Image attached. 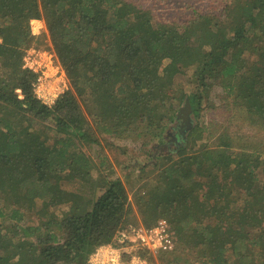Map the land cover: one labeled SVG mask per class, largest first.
I'll return each instance as SVG.
<instances>
[{
    "label": "trees",
    "instance_id": "1",
    "mask_svg": "<svg viewBox=\"0 0 264 264\" xmlns=\"http://www.w3.org/2000/svg\"><path fill=\"white\" fill-rule=\"evenodd\" d=\"M224 11V24L198 15L182 30L157 27L127 0H0V264H87L134 208L122 179L95 177L83 147L157 143L185 102L198 123L168 147V162L135 165L143 224L175 225L164 264H264V156L247 145L232 152L231 133L214 144L201 116L221 85L239 118L264 131V0H227ZM33 20L46 35L33 34ZM31 48L54 50L70 80L52 107L23 68ZM74 180L75 191L62 184Z\"/></svg>",
    "mask_w": 264,
    "mask_h": 264
},
{
    "label": "rangeland",
    "instance_id": "2",
    "mask_svg": "<svg viewBox=\"0 0 264 264\" xmlns=\"http://www.w3.org/2000/svg\"><path fill=\"white\" fill-rule=\"evenodd\" d=\"M127 1L149 11L153 17V22L157 27L160 26V24H181V29L183 30L188 24L187 21L198 15H206L208 17L215 18L219 22H223V24L227 22L224 11L227 0ZM45 30L41 36L44 34L46 35L47 31ZM42 43L45 47L50 46V41L46 37L42 40ZM179 81L180 83L184 84L187 91L191 90V87L187 85L184 78H181ZM233 99V96L227 93L221 85L214 86V88H212L208 96H206L204 99L205 109L203 111L204 114L202 113L201 115L204 117V121L207 123V125H205V135L207 136L209 133H211L213 137V143L216 144V140H219L223 132L228 134L231 133L230 138L233 139L229 140L235 144V148L231 149L232 152L237 151V147H243V145H247L252 146L255 151H258L257 153H262L264 156V131L257 127H253L252 124L245 123L239 118L240 111L233 102ZM182 107H184V105H182L181 108ZM197 123L198 121L192 115V128ZM165 124L167 125L166 134L162 139H158L157 143L150 142L149 138L146 140L147 144H145L146 141H143L142 139H140L138 142L130 144L128 142H115L114 140L105 142L100 138L102 142L100 143V146L85 145L83 147L84 152L93 158L92 160L96 167L94 172L95 177H98L99 172L97 169H99L102 171V174L109 173L108 175H110L111 178L122 179L125 186L127 187L130 195L129 203L134 208V214L127 223L128 227L130 225L136 226L140 223H143L142 216L135 205L134 193H136L145 182L140 181L139 175L141 173L136 171L138 167H135V165H142L144 163L147 164L152 160H157L158 162L166 160V162H168V147H170L173 142V140L168 137V134L172 133L174 136L177 135L178 132L176 130H172L175 127H178V129L181 128L182 122L180 120L178 122L176 121L174 124L168 125L169 123H166L165 121ZM208 129L210 130L208 131ZM114 142L115 144L112 145L113 147L107 145ZM157 149L160 151L161 155L159 152H157ZM150 152L152 153L151 155H149ZM125 163L128 167H130L131 174L123 172V167L121 166ZM151 171L152 168L150 165H148L145 173H150ZM259 175L262 179H264V173L262 169L259 170ZM62 184L68 191H75L79 187V184H77L75 180L71 181L70 184H65L63 182ZM206 223H210V221H206ZM2 228L3 227L0 223V229ZM126 229L129 228H125V230ZM162 259H166L165 255L159 254L156 258H153V260L157 261L158 264H164V260L162 261ZM168 261H172V257H168ZM196 264H201V262L197 261Z\"/></svg>",
    "mask_w": 264,
    "mask_h": 264
},
{
    "label": "built area",
    "instance_id": "3",
    "mask_svg": "<svg viewBox=\"0 0 264 264\" xmlns=\"http://www.w3.org/2000/svg\"><path fill=\"white\" fill-rule=\"evenodd\" d=\"M31 25L35 35L45 30L42 20H33ZM23 68L35 75L33 94L45 106H54L71 88L64 67L52 49H29L23 59ZM128 228L118 232L110 243L98 246L90 254L87 264H158L149 257L156 258L175 249V225L167 219L159 220L152 227L140 223ZM141 249L146 257L136 252Z\"/></svg>",
    "mask_w": 264,
    "mask_h": 264
},
{
    "label": "water",
    "instance_id": "4",
    "mask_svg": "<svg viewBox=\"0 0 264 264\" xmlns=\"http://www.w3.org/2000/svg\"><path fill=\"white\" fill-rule=\"evenodd\" d=\"M192 114H193V111H192V107H191L190 103L185 102L184 107H182L180 109V111L178 112V115H177L178 120L184 121L181 125V128H179L180 129L179 131L183 137V140L186 139L187 132L192 129V125H193L192 124ZM180 134H178V135H180Z\"/></svg>",
    "mask_w": 264,
    "mask_h": 264
},
{
    "label": "flooded vegetation",
    "instance_id": "5",
    "mask_svg": "<svg viewBox=\"0 0 264 264\" xmlns=\"http://www.w3.org/2000/svg\"><path fill=\"white\" fill-rule=\"evenodd\" d=\"M181 122L183 123L184 121L181 120ZM174 130H176L178 132V134H180V131H179L180 129H178V127L173 128L172 131H174ZM176 131H175V133H176ZM178 134L174 136L172 133H170V134H168V137L170 139H172L173 142H175L177 145H180V144H182L183 137L181 134L180 135H178Z\"/></svg>",
    "mask_w": 264,
    "mask_h": 264
}]
</instances>
